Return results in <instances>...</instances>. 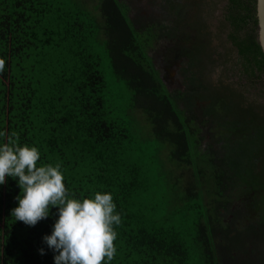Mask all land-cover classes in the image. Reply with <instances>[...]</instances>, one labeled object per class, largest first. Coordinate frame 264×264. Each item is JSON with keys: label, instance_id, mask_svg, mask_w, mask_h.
I'll return each instance as SVG.
<instances>
[{"label": "trees", "instance_id": "1", "mask_svg": "<svg viewBox=\"0 0 264 264\" xmlns=\"http://www.w3.org/2000/svg\"><path fill=\"white\" fill-rule=\"evenodd\" d=\"M255 2L227 0L223 16L242 73L262 82ZM95 6L92 12L72 0H0V131H14L21 145L35 146L38 166L60 163L70 198L112 195L121 223L114 226L116 254L109 264H219L213 237L220 224L205 203L188 131L117 1ZM101 49L130 93L123 109L101 74ZM218 102L229 121L215 124L247 135L223 146L224 161L227 176L258 194L264 234V166L258 172L253 162L262 158L264 164V120L230 97L212 99L216 119ZM128 111L142 115L153 144L167 147L160 178L151 183L145 156L151 144L132 137ZM20 193L17 179L6 177L0 185V264H55L58 253L43 237L51 234L58 208L27 226L11 216Z\"/></svg>", "mask_w": 264, "mask_h": 264}, {"label": "rangeland", "instance_id": "2", "mask_svg": "<svg viewBox=\"0 0 264 264\" xmlns=\"http://www.w3.org/2000/svg\"><path fill=\"white\" fill-rule=\"evenodd\" d=\"M72 1L88 10L95 9L98 4V0ZM116 1L131 28L143 40L152 69L157 78L163 80L165 93L190 136L194 160L202 172L199 182L205 192V203L220 224L213 237L219 264H264V234L258 230L263 205L255 191L244 188L236 178L227 176L224 161L223 146L230 147L246 139L247 135L241 131H229L225 126H217L209 118L201 116V111L208 108V93L211 92L216 98L230 97L239 106L250 107L257 113V119L264 120V81L249 82L250 77L242 73L236 50L226 39L228 25L223 15L227 0ZM189 48V64L196 72L193 85L202 83V87L207 89H196L201 94L195 102L189 103L192 106L184 101L188 89L183 77L187 73L182 71ZM173 49L181 52L177 71L174 66L168 67ZM99 57L100 71L109 92L117 106L123 109L129 102L130 93L113 76L104 50L99 51ZM187 106L190 107L186 109ZM219 107L217 103L213 111L221 117ZM127 117L137 143L151 144L145 152V156L150 157L147 161L151 183L152 178H160V166H165L168 158L165 153L167 147L153 144L150 127L139 112L128 111ZM224 121H229V118L225 117ZM262 161V158L253 159L258 172L264 166ZM155 187L158 184L150 186L151 189Z\"/></svg>", "mask_w": 264, "mask_h": 264}, {"label": "clouds", "instance_id": "3", "mask_svg": "<svg viewBox=\"0 0 264 264\" xmlns=\"http://www.w3.org/2000/svg\"><path fill=\"white\" fill-rule=\"evenodd\" d=\"M4 67L5 60L0 59V72ZM39 160L35 146L21 145L14 131H0V185L6 183V177H12L21 189L11 216L35 226L49 216L51 207H57L52 232L43 237L47 246L58 253L55 264H109L116 254L114 226L121 223L112 195L96 192L94 198H70L61 164L38 166ZM39 252L44 254L43 249Z\"/></svg>", "mask_w": 264, "mask_h": 264}, {"label": "flooded vegetation", "instance_id": "4", "mask_svg": "<svg viewBox=\"0 0 264 264\" xmlns=\"http://www.w3.org/2000/svg\"><path fill=\"white\" fill-rule=\"evenodd\" d=\"M229 30L230 29H227V34H226V39L228 40V33H229ZM229 42V41H228ZM230 43V42H229ZM230 45H231V43H230ZM232 46V45H231ZM173 54H172V56L169 58L170 60H171V62H169L170 63V65L168 66V67H171V66H174V69L177 71L178 70V68H179V61H180V55H181V52H180V50H176V49H173ZM189 52H190V48H189V50L187 51V53H186V55H185V59H186V61H185V64H184V69L182 70V71H185L186 73H187V76H185V77H183V79L184 80H186V84H187V89L188 90H186V92H188V95L187 96H185L186 98H184V101H186L187 103H188V105H191V104H189L190 103V101H191V103H193V102H195V99H196V97H197V99L200 97L199 95L201 94V93H199V92H197L196 91V89L198 88V89H200L201 91H205V90H207V89H205L204 87H202V83H199V85H193V81H194V77H195V74H196V72H194V70H192V68H194L193 67V65H191V64H189V62H190V59H189V57H188V55H189ZM183 55V54H182ZM184 57V56H183ZM191 57V56H190ZM178 74V73H177ZM158 80H159V83L162 85V79H159V77H158ZM163 87V86H162ZM180 91H182V90H184L183 89V86L180 84ZM164 89V88H163ZM165 91V90H164ZM208 95H209V97H210V101H209V105H208V108H206V111H204V110H202L201 111V116H203L204 118H209L210 120H211V122H213V124H215V122L214 121H221L222 119H220V118H223L224 116H225V114L223 113V111L221 110V108H220V110H221V114H222V116L220 117L219 115H217V118L218 119H216V118H214L213 117V115L211 114L210 115V109H209V107H211V105H212V99L215 97L211 92H209L208 93ZM216 98V97H215ZM202 99V98H201ZM204 101V100H203ZM218 105L220 106V103L218 102ZM187 108H189V106H187L186 107V109ZM184 124V123H183ZM216 125V124H215ZM185 126V125H184ZM238 132H239V130H238ZM244 188H245V186H244Z\"/></svg>", "mask_w": 264, "mask_h": 264}, {"label": "water", "instance_id": "5", "mask_svg": "<svg viewBox=\"0 0 264 264\" xmlns=\"http://www.w3.org/2000/svg\"><path fill=\"white\" fill-rule=\"evenodd\" d=\"M256 42L264 57V0L255 2Z\"/></svg>", "mask_w": 264, "mask_h": 264}]
</instances>
